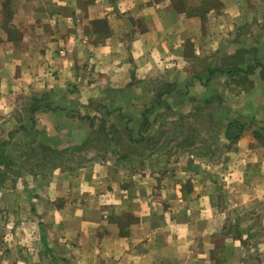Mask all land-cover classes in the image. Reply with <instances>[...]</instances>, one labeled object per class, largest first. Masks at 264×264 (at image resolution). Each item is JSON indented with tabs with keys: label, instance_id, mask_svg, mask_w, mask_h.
<instances>
[{
	"label": "crops",
	"instance_id": "0c3cea01",
	"mask_svg": "<svg viewBox=\"0 0 264 264\" xmlns=\"http://www.w3.org/2000/svg\"><path fill=\"white\" fill-rule=\"evenodd\" d=\"M0 264H264V0H0Z\"/></svg>",
	"mask_w": 264,
	"mask_h": 264
},
{
	"label": "rangeland",
	"instance_id": "374dc122",
	"mask_svg": "<svg viewBox=\"0 0 264 264\" xmlns=\"http://www.w3.org/2000/svg\"><path fill=\"white\" fill-rule=\"evenodd\" d=\"M176 135V134H175ZM193 137H197V136H192V135H189V134H187V135H185V138H187V140H186V144H190V141H192L193 140ZM204 139H207L208 138V136H207V134H203V136H202ZM169 138H171V136H169ZM192 139V140H191ZM207 141H209L208 139H207ZM172 151V150H171ZM174 153V152H173Z\"/></svg>",
	"mask_w": 264,
	"mask_h": 264
}]
</instances>
